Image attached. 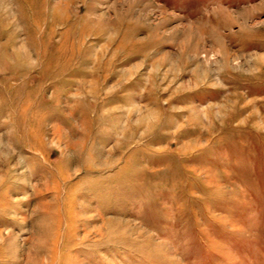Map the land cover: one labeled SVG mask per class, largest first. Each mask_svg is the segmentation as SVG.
Segmentation results:
<instances>
[{
  "label": "rangeland",
  "instance_id": "rangeland-1",
  "mask_svg": "<svg viewBox=\"0 0 264 264\" xmlns=\"http://www.w3.org/2000/svg\"><path fill=\"white\" fill-rule=\"evenodd\" d=\"M0 264H264V0H0Z\"/></svg>",
  "mask_w": 264,
  "mask_h": 264
}]
</instances>
